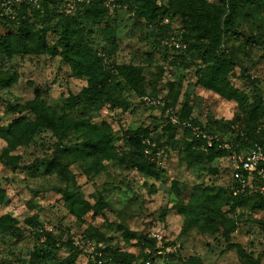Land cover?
<instances>
[{"label":"rangeland","instance_id":"obj_1","mask_svg":"<svg viewBox=\"0 0 264 264\" xmlns=\"http://www.w3.org/2000/svg\"><path fill=\"white\" fill-rule=\"evenodd\" d=\"M116 1L0 0L1 36L28 21L51 48L67 22L81 29L105 67V92L116 101L73 105L70 94L86 83L73 78L60 56L45 49L0 52V128L18 117L6 104L37 101L101 128L113 154L81 156L74 147L82 135L60 143L51 130L16 146L0 163V264H120L123 258L138 264L158 253L144 242L151 233L165 248L178 247L176 264H264V206L256 199L236 203L250 187L236 188L229 158L250 133L264 130V0L241 1L231 24L225 23L230 0H204L217 19L214 29H200L172 7L195 0H157L168 11L151 24L137 19L134 0ZM96 5L109 9L105 24L88 14ZM106 24L115 27L114 40H107ZM221 56L235 64L229 80L244 101L201 84ZM123 68H134L137 82L126 80ZM240 71L261 90L257 111L248 104L258 93L245 87ZM6 146L0 142V157ZM174 183L185 196L173 192ZM65 192L92 207L82 220L70 214ZM48 240L56 249L41 248Z\"/></svg>","mask_w":264,"mask_h":264},{"label":"trees","instance_id":"obj_2","mask_svg":"<svg viewBox=\"0 0 264 264\" xmlns=\"http://www.w3.org/2000/svg\"><path fill=\"white\" fill-rule=\"evenodd\" d=\"M241 1L243 0L229 1L228 6L232 11L228 15V19H226V24L233 23L229 18L233 17L232 14L234 9L237 8ZM116 2L117 4H123L124 1L121 0ZM134 2L138 5L135 12L137 19L149 24L164 19L168 11L165 7L159 6L157 0H134ZM172 7L178 14H183L184 16L189 14V18L192 19L194 24L200 29L201 27L205 29L208 26L211 29L216 28L214 22L217 19L208 12L209 5L204 0H195V2L189 6L186 4H173ZM109 13V9L104 7V5H96L92 10L88 11L91 18L101 21L102 24L106 23ZM7 22L9 24V21ZM13 23L14 22H11L10 24ZM103 29L108 38L107 40L115 39V27L106 24ZM82 33L81 29L67 22L62 26V31L58 36V40L51 48H47L45 36L40 34L33 24L24 21L15 33L11 32L6 36L0 35V52L8 55L38 54V50L45 49L47 53H51L53 56H60L61 61L71 68L73 78L79 81H85L86 86L83 87L78 94H70L69 100L73 105L79 101L92 104L97 101L102 102L105 99L109 101L112 100L111 102L115 103L116 101L111 99L112 95L105 92V74H107L104 70L105 67L96 52L82 40ZM120 72H122L125 79L131 83L137 82L138 72L134 68H123L120 69ZM235 72V64L221 56L216 63L209 68V73L206 74L200 82L209 89L217 91L221 98L223 97L231 100L241 99L244 101L245 97L241 95V91H239L233 83L231 84L229 80L230 77L233 78L236 75ZM239 77L243 80L245 87L250 86L258 93L256 97L253 98V103L248 104L251 105L250 108L257 111V109L263 106V100L260 98L261 90L245 72L240 71ZM6 105L7 113L10 115H18V117L10 123L8 128H0V142H4L8 145L5 149L6 154L0 157V163L4 162V158H7V155L11 154L16 146L29 142L35 133H40L45 130H51L60 143L68 140L73 133L82 135V143L74 147L75 151L80 153L81 156L94 157L98 154L99 156L102 155V157H111L113 155L109 135L92 122L75 120L66 115L59 116L56 112L50 110L48 106L43 103H38L37 101L29 103V105L24 108L11 104ZM25 112H31L34 118L31 121L28 120ZM255 131L257 130L255 129L250 133V138L245 145L238 148L236 147L235 149L233 148L229 151V158L234 155H247L253 149L254 145H259L264 151V130L260 129V133H256ZM142 132L143 131H140V133ZM138 135L140 134L138 133ZM9 137L11 140L8 139ZM140 142L141 140L138 139L137 143L136 140L134 141V143H136V152L140 150ZM263 168L264 166L262 169ZM140 170L150 175L145 166H140ZM63 172L64 171L60 173ZM232 180L236 188H239L240 184L238 181L234 180L233 175ZM247 187H250V189H247L243 195L239 198L235 196L236 203L241 204L256 199V205L264 206V192H261V189L264 188V179L258 177L256 173L250 177ZM172 189L178 197L185 196L186 194L185 191L179 189L176 183L172 184ZM66 192L64 195V203L70 210V214L75 216L78 220H82L91 211L92 207L85 203L80 196L71 195L69 194L71 192ZM148 237L144 242L153 248V253H156V251L158 252V242ZM41 248L56 249L54 240H48V242L41 245ZM179 252H181V249ZM143 259H148V257ZM251 260L249 262H251ZM252 263L255 262L253 261ZM120 264H131V261L128 258H123Z\"/></svg>","mask_w":264,"mask_h":264},{"label":"built area","instance_id":"obj_3","mask_svg":"<svg viewBox=\"0 0 264 264\" xmlns=\"http://www.w3.org/2000/svg\"><path fill=\"white\" fill-rule=\"evenodd\" d=\"M31 0H19V2H30ZM232 175L240 186L246 188L250 177L258 174V177L264 179V151L259 145H255L251 152L247 155H234L232 157ZM249 177V179H248ZM150 238L156 240L158 245L157 255L148 259L141 260L138 264H176L174 258L178 256V247H167L159 242L163 238L157 233H151ZM151 254V252H150Z\"/></svg>","mask_w":264,"mask_h":264}]
</instances>
